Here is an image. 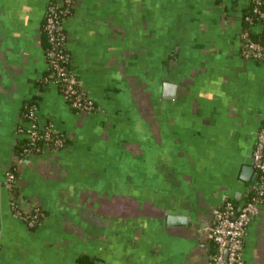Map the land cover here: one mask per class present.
<instances>
[{
	"label": "crops",
	"instance_id": "0c3cea01",
	"mask_svg": "<svg viewBox=\"0 0 264 264\" xmlns=\"http://www.w3.org/2000/svg\"><path fill=\"white\" fill-rule=\"evenodd\" d=\"M50 2L0 0V264H214L216 210L256 181L244 168L264 125V60L241 52L252 0H75L66 49L89 115L42 81ZM32 99L67 141L20 161ZM13 163L19 205L43 212L36 228L11 205ZM243 264H264V201Z\"/></svg>",
	"mask_w": 264,
	"mask_h": 264
},
{
	"label": "built area",
	"instance_id": "2783aa9c",
	"mask_svg": "<svg viewBox=\"0 0 264 264\" xmlns=\"http://www.w3.org/2000/svg\"><path fill=\"white\" fill-rule=\"evenodd\" d=\"M255 2L254 12L264 17L263 1ZM72 0H55L46 9L45 31L48 36L49 46L45 55L48 62L49 75L46 80L57 84L61 93L70 107L86 115L94 113L98 107L83 88L68 64L66 49L67 31L63 18L62 6ZM252 23L251 18H246ZM264 30V26H262ZM251 31L241 32V52L247 59L264 60V41L252 39ZM37 104L33 103L23 112V121L28 126L18 128L19 136L28 139L29 144L24 148V154L30 155L41 152L43 149H57L65 143V136L58 130L52 120L39 118ZM43 140L42 144H39ZM38 142V144H37ZM23 160V159H17ZM252 165L256 172V181L251 186L252 195L242 205H238L230 198H224L216 210L212 223L208 226L209 237L215 244L213 255L214 264H243L244 263V238L251 220L260 214V205L264 201V125L258 132L255 147L252 153ZM6 185L12 193V188L17 187V176L12 165L5 170ZM11 205L17 214L27 221L29 227L37 226L43 218L41 207L32 201L27 209L18 203L19 195L11 194ZM23 213H29L30 218L24 219Z\"/></svg>",
	"mask_w": 264,
	"mask_h": 264
},
{
	"label": "trees",
	"instance_id": "16d2710c",
	"mask_svg": "<svg viewBox=\"0 0 264 264\" xmlns=\"http://www.w3.org/2000/svg\"><path fill=\"white\" fill-rule=\"evenodd\" d=\"M55 0H51V2H54ZM50 2V3H51ZM74 3H75V0H72V2L69 4H64V6H62V10L63 13L61 14V18H63V20H66V18L70 17L72 14H73V6H74ZM256 6L255 2L252 1L250 6L246 7L243 9L242 11V16H241V21H242V26H243V30H250L251 33H250V36L252 39H255V40H260V41H264V30L262 29L260 33L258 34H254L253 33V28L254 26L258 25L259 23H261L262 26H264V17H260L258 16L255 12H254V7ZM263 6V9H264V5L262 4ZM247 17H250L251 18V22L250 23L246 18ZM45 20H46V16L44 18V21L42 22V26H41V36H42V40L43 42L46 44L45 46V52H46V49L48 48L49 46V40H48V36L46 34V31H45ZM65 22V21H64ZM68 64H69V60H68ZM49 75V70L47 72V74L45 75V77L43 78V82H50L48 80H46V77ZM37 104L36 101L34 99L30 100V101H26L25 102V105L23 107V110H22V114L23 112L25 111V109L30 106L31 104ZM63 134V133H62ZM63 136H65L63 134ZM67 141V137L65 136V143ZM43 140H40L39 144H42ZM64 143V144H65ZM29 144V141L27 138L25 137H20L17 142H16V145H15V153H16V156L18 159H24L27 155L24 154V148L26 146H28ZM38 144V142H37ZM63 147V145L61 146ZM60 147V148H61ZM43 149H44V146H43ZM41 150V152H43L44 150ZM41 152H38V153H41ZM17 163H13L12 164V169L14 170L16 176L18 175V172H17ZM12 193L11 194H14V195H19V189L18 187H13L12 189ZM252 195V192L249 194V197ZM248 197V198H249ZM15 211V210H14ZM15 213H17L15 211ZM23 216H24V219L25 220H28V218H30V214L29 213H23ZM43 218H41V222H42ZM25 223L27 221H24ZM40 222V223H41ZM27 224V223H26ZM39 224H37L38 226ZM37 226H33V227H30L31 229L32 228H36ZM215 245V244H214ZM213 245V248H215V246ZM79 263L80 264H93V260L88 258V257H85V256H81L79 258Z\"/></svg>",
	"mask_w": 264,
	"mask_h": 264
},
{
	"label": "water",
	"instance_id": "95a60500",
	"mask_svg": "<svg viewBox=\"0 0 264 264\" xmlns=\"http://www.w3.org/2000/svg\"><path fill=\"white\" fill-rule=\"evenodd\" d=\"M244 171L246 172V173H253L254 172V168H253V165H252V162L250 163V164H248L247 163V165H246V167L244 168ZM245 178H247L246 176H245ZM181 218V217H180ZM180 218H177V216H173V215H170L169 217H168V222L170 223V222H173V223H175V222H183V221H185L183 218L182 219H180Z\"/></svg>",
	"mask_w": 264,
	"mask_h": 264
}]
</instances>
